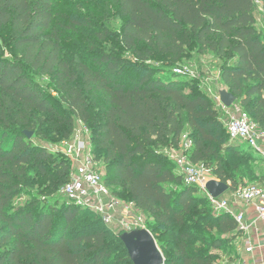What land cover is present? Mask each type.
Segmentation results:
<instances>
[{"label":"trees","instance_id":"obj_1","mask_svg":"<svg viewBox=\"0 0 264 264\" xmlns=\"http://www.w3.org/2000/svg\"><path fill=\"white\" fill-rule=\"evenodd\" d=\"M257 1L264 10V0H112L123 19L116 38L137 62L102 51L92 62L73 66L61 56L52 29L54 0H0V32H7L12 45L8 58L0 44V249L9 245L0 264H133L119 237L123 232L107 228L97 214L69 200L60 211L33 197L59 193L70 172L66 157L56 160L22 135L55 115L27 68L55 79L71 115L61 119L69 129L65 137L73 119L90 128L92 152H102L95 157L104 168L103 183L118 198L119 189L127 192V201L153 221L152 234L173 235L157 239L161 250L175 246L164 254V264H217L215 250L229 244L226 253L236 255L233 244L241 231L234 218L216 214L197 186L184 183L174 160L169 167L161 149L178 150L188 126L190 162L208 168L231 191L255 179L253 156L240 146L258 153L230 142L213 101L197 89L183 92L185 82L174 68L166 74L144 63L161 56L172 65L190 47L223 58L222 83L264 131V36L255 24ZM33 173L42 185L31 181ZM260 175L254 183L264 182ZM169 185H176L175 193ZM22 193L33 198L14 202Z\"/></svg>","mask_w":264,"mask_h":264},{"label":"rangeland","instance_id":"obj_2","mask_svg":"<svg viewBox=\"0 0 264 264\" xmlns=\"http://www.w3.org/2000/svg\"><path fill=\"white\" fill-rule=\"evenodd\" d=\"M53 8L54 19L52 29L58 34L61 56L71 65L74 66L80 61L90 63L92 62L93 57L99 55L102 51L129 60L130 62H137L132 53L124 48L116 38V35L120 31L123 19L118 16L117 7L112 0H54ZM254 16L255 24L264 36V10L261 1L256 2ZM97 34H106L107 37L104 40H100ZM0 44L4 47L6 57L11 58L12 45L10 44V39L6 31L0 32ZM223 62V58H219L208 52L198 54L196 53L195 48L190 47L187 55H185L179 62L172 65L167 64L166 60L161 56L153 57L144 64L154 68L163 69L166 74L173 68L179 66L186 67L189 71L193 72L194 74L187 72L178 75L180 79L185 82L182 85L183 92H196L195 90L197 89L210 98L213 101V106L217 112L221 127L223 130L224 127L227 130V121L231 116L236 115L239 110L247 113L249 116H251V114L242 108L238 99L229 107H225L219 101V92L224 89L228 90L220 79V66ZM26 70L31 79L39 85L43 94L50 100L55 109V115L50 117L44 116L38 131L23 130L22 135L26 140H30L33 145L47 148L52 152L56 160L65 158L66 156L63 149L66 142H68L74 134H80V136L86 139L88 136H91V130L86 127V125L81 124L79 120L73 119L71 134L68 138L65 137L64 133L69 131V129L67 124L62 122L61 119L63 118L66 120L71 118V115L67 110L68 108L65 100L55 87V79L52 76L41 75L37 71L28 68ZM137 74H139L138 71L133 72V76H136ZM125 75L128 74L125 73ZM165 75H163V77H165ZM83 126L87 128L88 134L82 131ZM25 131L32 132L30 138H27ZM224 134V140H228L225 132ZM181 137L183 138L182 142L187 140L193 142L192 132L188 126H185ZM236 143L239 144V146L243 145L241 142H235L233 144ZM180 147H182V143H180V146L177 149H180ZM240 147L242 151L250 153L253 156L251 164L254 167L255 179H246V182H257L262 178L260 174H264V158L258 154L252 153L251 149L245 145ZM161 151L163 152V156L171 162L169 167H172V150H167L166 148L161 149ZM101 154V151H96L94 153V155L99 158H101ZM100 165L102 167V164ZM102 169L104 172L103 167ZM71 170L72 165L69 162V172ZM31 181L36 182L37 185H42L41 179L35 177V174L32 175ZM177 185L179 188L180 184ZM175 186L176 185H169L166 189L177 190ZM173 187L174 189H172ZM33 189L35 190L36 186H34ZM175 190L173 191L174 193L176 192ZM229 192L230 189L221 194V196L224 197ZM119 194L121 196V201L128 202V194L125 190L119 189ZM31 197L32 196L27 193H22L14 200V202L25 204L31 199ZM33 197H37L40 204H44L43 202H49V204L55 205L60 211L66 209V206L69 204L68 200L63 195L59 194L58 191L55 192L53 196L39 195L35 193ZM84 212L85 211L83 210L79 211L80 214ZM88 218L90 219L91 215H88ZM152 222V220L147 219V227H149ZM71 229L72 228L67 231L68 234H70ZM153 236L156 243L159 238L164 239L173 237L171 233L164 232L163 230L153 231ZM233 246L235 247V243ZM8 247L9 245H6L1 248L0 253ZM231 247L232 245L229 244L215 250V262L217 264H231L233 261L235 262L234 252L226 253L227 251H230ZM174 248V245H170L163 249L164 253L163 250L159 249L164 256V254H172L171 251L174 250Z\"/></svg>","mask_w":264,"mask_h":264},{"label":"built area","instance_id":"obj_3","mask_svg":"<svg viewBox=\"0 0 264 264\" xmlns=\"http://www.w3.org/2000/svg\"><path fill=\"white\" fill-rule=\"evenodd\" d=\"M173 72L178 75L187 72L194 74L181 66L175 67ZM226 127L231 141L245 143L264 157V131L247 113L239 110L236 115L229 118ZM82 131L88 134L85 126ZM180 143L182 147L171 152L178 174L183 177L186 185H194L200 189L216 214L231 215L241 233L248 230V225L244 221V210L236 204L253 206L256 219L264 220V182L240 185L235 190H230V197L221 195L214 197L207 191L206 183L215 177L208 168L190 162L186 151L191 148L192 141ZM63 152L71 163L72 170L69 180L60 187L59 194L74 205L97 214L103 224L113 232H131L140 229L150 232L147 227V216L132 202L121 201L103 183L102 167L92 152L90 136L85 139L80 134H74L66 142ZM246 251H251V247H246Z\"/></svg>","mask_w":264,"mask_h":264},{"label":"water","instance_id":"obj_4","mask_svg":"<svg viewBox=\"0 0 264 264\" xmlns=\"http://www.w3.org/2000/svg\"><path fill=\"white\" fill-rule=\"evenodd\" d=\"M219 101L225 107L231 106L236 97L227 90L219 92ZM28 138L32 132L25 131ZM228 184L212 179L206 183V189L212 196H219L228 190ZM121 241L133 264H164L165 258L159 249L154 236L146 229L123 232Z\"/></svg>","mask_w":264,"mask_h":264},{"label":"crops","instance_id":"obj_5","mask_svg":"<svg viewBox=\"0 0 264 264\" xmlns=\"http://www.w3.org/2000/svg\"><path fill=\"white\" fill-rule=\"evenodd\" d=\"M264 97V90L262 92ZM182 137L180 142L182 141ZM226 197H230L227 193ZM231 199V198H230ZM245 212V223L248 230L242 232L235 242V262L231 264H264V220L256 219L255 211L251 205L236 204ZM251 251L247 252L246 247Z\"/></svg>","mask_w":264,"mask_h":264}]
</instances>
